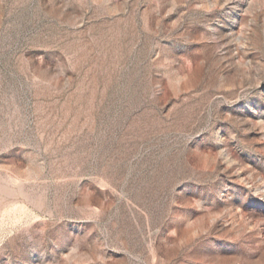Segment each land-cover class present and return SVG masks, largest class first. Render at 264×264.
<instances>
[{"label": "rangeland", "instance_id": "374dc122", "mask_svg": "<svg viewBox=\"0 0 264 264\" xmlns=\"http://www.w3.org/2000/svg\"><path fill=\"white\" fill-rule=\"evenodd\" d=\"M0 264H264V0H0Z\"/></svg>", "mask_w": 264, "mask_h": 264}]
</instances>
